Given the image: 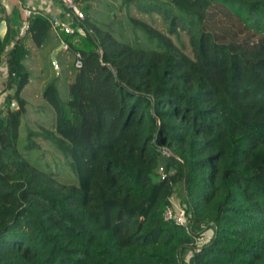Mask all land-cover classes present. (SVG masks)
<instances>
[{"label": "trees", "instance_id": "obj_1", "mask_svg": "<svg viewBox=\"0 0 264 264\" xmlns=\"http://www.w3.org/2000/svg\"><path fill=\"white\" fill-rule=\"evenodd\" d=\"M93 1L76 0L85 33L63 35L83 56L68 99L43 94L75 186L19 152L30 51L17 2L4 19L0 264H264V0H157L141 8L168 33L130 18L149 48L94 23ZM175 197L189 229L165 220Z\"/></svg>", "mask_w": 264, "mask_h": 264}, {"label": "rangeland", "instance_id": "obj_2", "mask_svg": "<svg viewBox=\"0 0 264 264\" xmlns=\"http://www.w3.org/2000/svg\"><path fill=\"white\" fill-rule=\"evenodd\" d=\"M158 1L164 2L165 0ZM154 2L157 4V0H94L90 17L94 23L106 31H110L116 39L132 45L138 44L143 48H149L155 46L154 43H152L146 33L135 29L130 18L134 17L147 21L160 31L168 33V23L163 19L162 15L155 12L147 13L141 8L149 7V4ZM181 35L186 50L190 49L188 37L182 32ZM63 62H65L67 70H70V82H73L76 77L75 55L67 54ZM37 78L36 71L31 70L32 80L22 94L29 102V105L21 123L18 142L19 152L24 159L38 170L53 174L60 187L78 185V179L73 168L65 163L61 151L52 144L50 138L43 135L42 127L48 132L55 130L56 114L45 106L46 102L43 99V93H39L43 86L41 87V81ZM70 82L61 83V88H59V93L63 100L69 97ZM1 89L2 87L0 86ZM3 98L1 97L0 99V108L5 106V98ZM173 201L174 206L178 208L179 200L175 197ZM134 225L136 227L137 223L135 222ZM211 237L212 232L209 231L199 244H203ZM188 259L189 255L186 257V263Z\"/></svg>", "mask_w": 264, "mask_h": 264}, {"label": "crops", "instance_id": "obj_3", "mask_svg": "<svg viewBox=\"0 0 264 264\" xmlns=\"http://www.w3.org/2000/svg\"><path fill=\"white\" fill-rule=\"evenodd\" d=\"M21 1L23 2V4L36 6L40 11V13L36 15L35 19L31 22L30 33L22 38L24 40L25 45L30 51V56L25 61V66L30 74V82L32 80L31 70H34L36 71V75H38L37 79L41 81V87L43 86V88L39 90V93L44 94L46 87L50 83H55L58 91L60 92L59 88H61V83H68L71 80L70 70H67L68 68L65 67V62H63L66 58V55L69 54L70 52L68 50L67 45L65 44L64 36H58L51 29L50 21L52 18L56 16H59L62 19H67L68 16L64 12V9L61 3L59 2V0H21ZM16 2L18 3L17 0H0V24H1L0 35L2 37L7 32V22L4 19L12 17L14 3ZM55 64L59 66V70L55 69L54 67ZM7 74L8 73H7L6 64L5 62H3L0 65L1 87H3V84L7 79L8 76ZM30 82L28 86L30 85ZM70 83H72V81ZM6 96L7 95H3L1 97H4L6 99ZM43 99H44V95H43ZM45 102H46L45 106H47L48 108L54 111V109L50 106V104L46 100ZM28 105L29 102L27 101V107Z\"/></svg>", "mask_w": 264, "mask_h": 264}, {"label": "built area", "instance_id": "obj_4", "mask_svg": "<svg viewBox=\"0 0 264 264\" xmlns=\"http://www.w3.org/2000/svg\"><path fill=\"white\" fill-rule=\"evenodd\" d=\"M22 11V23L19 31V36L25 37L31 31V22L35 19V16L40 13L38 8L34 5L23 4L21 0H17ZM61 3L64 12L67 14V19H62L59 16H56L51 19L50 27L51 29L58 35H76L77 33H85L84 22L86 19V15L81 5L76 2V0H59ZM89 34H92L93 31L88 29ZM68 47V46H67ZM74 66L77 70L82 69L83 67V56L80 52L75 53V62ZM55 69L59 70V66L57 64L54 65ZM13 108H17V104L12 103ZM163 155L170 157L173 153L168 149L162 150ZM158 177L161 181H164L167 178V174L165 173L162 167L158 170ZM165 220L174 221L176 224L188 227V216L187 211L184 207L179 205V207L174 206V201L172 200V206L167 207L164 213ZM204 238V237H203ZM198 239L199 242L203 239ZM200 245V244H199Z\"/></svg>", "mask_w": 264, "mask_h": 264}, {"label": "water", "instance_id": "obj_5", "mask_svg": "<svg viewBox=\"0 0 264 264\" xmlns=\"http://www.w3.org/2000/svg\"><path fill=\"white\" fill-rule=\"evenodd\" d=\"M1 25V24H0Z\"/></svg>", "mask_w": 264, "mask_h": 264}]
</instances>
